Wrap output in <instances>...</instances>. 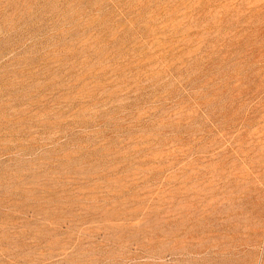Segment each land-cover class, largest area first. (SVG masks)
<instances>
[{
	"label": "rangeland",
	"instance_id": "rangeland-1",
	"mask_svg": "<svg viewBox=\"0 0 264 264\" xmlns=\"http://www.w3.org/2000/svg\"><path fill=\"white\" fill-rule=\"evenodd\" d=\"M0 264H264V0H0Z\"/></svg>",
	"mask_w": 264,
	"mask_h": 264
}]
</instances>
